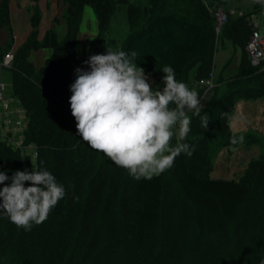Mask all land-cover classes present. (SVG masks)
Here are the masks:
<instances>
[{
	"label": "trees",
	"instance_id": "1",
	"mask_svg": "<svg viewBox=\"0 0 264 264\" xmlns=\"http://www.w3.org/2000/svg\"><path fill=\"white\" fill-rule=\"evenodd\" d=\"M31 1L32 29L9 66L12 96L24 110L23 144L33 145L35 167L50 171L66 196L30 231L0 211V264H260L264 147L236 181L212 179L209 173L217 148L233 146L229 116L237 100L264 97V65H252L245 50L253 30L249 18L264 6L254 3L252 10L228 16L220 29L239 48L240 58L236 71L216 79L211 95L201 101L200 115L210 117L207 129L199 116L188 113L191 131L183 142L193 154L182 153L172 168L151 180H136L78 136L69 104L76 78L72 70L86 67L83 61L90 55L104 54L110 47L111 20L124 4L128 32L119 47L111 48L136 51L138 66L155 82L164 75L160 69L170 65L178 81L202 94L199 79L213 67L215 8L203 0H148L145 6L129 0H62L64 35L58 37L49 28L40 38L41 12L37 0ZM86 6L94 13L98 32L79 59L75 42ZM9 23L8 0H1L0 27ZM11 44L0 47V62ZM41 48H50L52 54L35 68L29 55ZM235 135L248 145L257 141L253 134ZM7 139L0 138V171L10 177L17 170L32 171L30 155L23 156ZM176 143L173 137L172 145ZM173 190L177 196L168 201Z\"/></svg>",
	"mask_w": 264,
	"mask_h": 264
},
{
	"label": "clouds",
	"instance_id": "2",
	"mask_svg": "<svg viewBox=\"0 0 264 264\" xmlns=\"http://www.w3.org/2000/svg\"><path fill=\"white\" fill-rule=\"evenodd\" d=\"M254 3L264 6V0ZM137 60L136 51L111 47L104 54L90 55L83 61L86 67L75 69L69 104L77 134L85 143L132 178L151 180L172 168L182 153L193 154L183 142L191 131L188 113L199 116L204 129L210 117L206 112L200 115L199 93L178 81L170 65L160 69L163 87L154 89ZM173 137L177 139L174 146ZM243 142L244 137L235 134L230 140L233 146ZM32 165V171L17 170L11 177L0 171V185H4L0 188V211L25 231L42 224L66 196L64 186L50 171Z\"/></svg>",
	"mask_w": 264,
	"mask_h": 264
},
{
	"label": "rangeland",
	"instance_id": "3",
	"mask_svg": "<svg viewBox=\"0 0 264 264\" xmlns=\"http://www.w3.org/2000/svg\"><path fill=\"white\" fill-rule=\"evenodd\" d=\"M140 6H145L148 0H129ZM210 8H221L227 12L230 17L239 16L245 12L253 9L254 0H203ZM83 15V13H82ZM82 19V18H81ZM86 16H84V19ZM255 26L258 27L261 33H264V10L257 13L252 18ZM88 22V20H87ZM81 23V21H80ZM89 22L86 23L88 28ZM80 27V24H79ZM222 27V26H221ZM215 31V51L213 52V73L214 76H221L226 78L236 71V67L240 58L239 48L234 47L232 42L226 38H223V32L221 29ZM79 31V30H78ZM128 32L127 20H126V5L122 4L117 7L115 15L113 16L107 35V42L110 47L117 48L124 39ZM86 42V41H85ZM85 46V44H84ZM83 46V49H84ZM89 48V46H88ZM88 50V49H87ZM2 77L4 80L8 76V70L2 69ZM221 79V78H216ZM155 82V81H154ZM160 84V85H159ZM163 85L162 79L152 84L153 88ZM220 86V84L218 85ZM192 89L197 90V87L193 85ZM212 89L207 93L206 98L211 95ZM200 96V94H199ZM201 99V98H200ZM2 110V109H1ZM23 119V117H21ZM3 119V114L0 116V121ZM2 124V123H1ZM229 129L232 134H253L256 136L257 141L251 144L243 142L242 145L237 144L231 148L223 146L217 148L215 155L212 159V169L209 173L212 179H226V180H238L243 174L247 163L250 159L257 158L263 152L264 147V97L258 99H239L234 105L233 110L229 116ZM235 147L237 150L232 151ZM23 156L29 154L34 164L36 152L33 145H24L21 148ZM33 167V165H32ZM171 186L174 183L171 182ZM2 188V185H0ZM172 197H168L167 200L171 201L173 197H176L175 191H171Z\"/></svg>",
	"mask_w": 264,
	"mask_h": 264
},
{
	"label": "crops",
	"instance_id": "4",
	"mask_svg": "<svg viewBox=\"0 0 264 264\" xmlns=\"http://www.w3.org/2000/svg\"><path fill=\"white\" fill-rule=\"evenodd\" d=\"M8 4L10 27L6 25L0 27V47L4 46L9 41H12L11 49L7 51L5 55L9 52L13 54L14 50L26 39L32 29L31 16L33 13V10L31 8V0H8ZM36 5L38 6L41 12V20L37 31L39 37L41 38L45 31L49 28L55 29L58 37H62L66 30L65 21L63 18L66 4L62 0H37ZM260 12H263V10ZM84 16H86L85 20H83ZM55 19H58V21H55ZM87 20L89 22L88 28L86 27V23H88ZM97 32V21L94 16V13L90 7L86 6L83 10L82 19L75 42V51L79 59H84L88 46L90 45L92 39L96 36ZM51 54L52 50L50 48H41L38 50H33L30 52L29 60L32 62L35 68H39L40 66H42L45 59ZM2 60L0 62V82H3L5 86L3 91L4 98L9 102V107L11 108L13 115L17 118L23 117V119H21L25 122L24 110L20 105L19 101L12 96L11 71L9 70V66L2 65ZM78 67L83 68L81 65L75 66L72 70V75L74 77H76L75 69ZM2 69H7L9 73L5 80L2 77ZM215 77L223 78L221 76ZM149 83L151 85L155 83L151 77H149ZM201 96L202 94H200V98ZM1 109L2 108L0 106V116L2 114ZM1 123L2 121H0V138L10 139L9 137H11V133L8 132L7 129ZM18 137L19 139L22 138L23 140V133L20 134Z\"/></svg>",
	"mask_w": 264,
	"mask_h": 264
},
{
	"label": "built area",
	"instance_id": "5",
	"mask_svg": "<svg viewBox=\"0 0 264 264\" xmlns=\"http://www.w3.org/2000/svg\"><path fill=\"white\" fill-rule=\"evenodd\" d=\"M216 26L215 30L227 22L228 13L223 11L221 8H215L213 10ZM252 17L249 18L250 22L253 25L252 33L245 44V50L248 55V58L252 65L254 66H263L264 65V33H261L257 26L254 25ZM13 54L11 52L7 53L3 60L2 65L10 66L12 61ZM203 88V93L201 96V101L203 102L206 99L207 93L216 85V80L213 71L210 72L207 76L199 79L198 83ZM4 83L0 82V106L2 108V124L11 133L10 139H7L8 142L13 147H19L20 149L23 144L22 138L19 139V135L23 133L25 127V122L21 118H17L13 115L11 108L9 107V102L4 98Z\"/></svg>",
	"mask_w": 264,
	"mask_h": 264
}]
</instances>
